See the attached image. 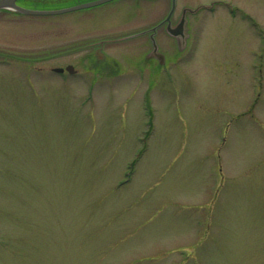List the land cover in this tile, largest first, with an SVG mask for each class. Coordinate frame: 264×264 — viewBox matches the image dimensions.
Returning a JSON list of instances; mask_svg holds the SVG:
<instances>
[{"label": "rangeland", "instance_id": "obj_1", "mask_svg": "<svg viewBox=\"0 0 264 264\" xmlns=\"http://www.w3.org/2000/svg\"><path fill=\"white\" fill-rule=\"evenodd\" d=\"M177 3L0 10V264H264V0Z\"/></svg>", "mask_w": 264, "mask_h": 264}, {"label": "water", "instance_id": "obj_2", "mask_svg": "<svg viewBox=\"0 0 264 264\" xmlns=\"http://www.w3.org/2000/svg\"><path fill=\"white\" fill-rule=\"evenodd\" d=\"M17 1L18 0H0V9H9V10L17 11V12H20V13L26 14V15L48 16V15H60V14H65V13H69V12H73V11H77V10L87 9V8H91V7H95V6L107 3V2L112 1V0H97L94 2L80 4V5H77L74 7H70V8H64V9L52 10V11H38V10L27 9V8L19 6L17 4ZM176 6H177V0H173L171 11H170L168 17L166 18V20L162 23V25L168 24L167 31L171 35H173L174 37H179V36L184 37L185 25L187 23L186 13L188 11L194 13L195 11L194 10H186L184 12L182 19L178 23V25L176 27H172L171 18H172L173 14L176 10ZM153 30H156V28ZM67 70L70 73L74 72V68L72 66H69L67 68ZM55 71L56 72H63L64 70L63 69H56Z\"/></svg>", "mask_w": 264, "mask_h": 264}, {"label": "flooded vegetation", "instance_id": "obj_3", "mask_svg": "<svg viewBox=\"0 0 264 264\" xmlns=\"http://www.w3.org/2000/svg\"><path fill=\"white\" fill-rule=\"evenodd\" d=\"M26 3V0H25V2H24V4Z\"/></svg>", "mask_w": 264, "mask_h": 264}]
</instances>
